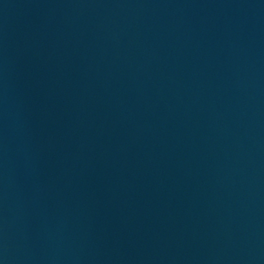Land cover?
I'll use <instances>...</instances> for the list:
<instances>
[{
    "label": "water",
    "instance_id": "water-1",
    "mask_svg": "<svg viewBox=\"0 0 264 264\" xmlns=\"http://www.w3.org/2000/svg\"><path fill=\"white\" fill-rule=\"evenodd\" d=\"M0 264H264V0H0Z\"/></svg>",
    "mask_w": 264,
    "mask_h": 264
}]
</instances>
